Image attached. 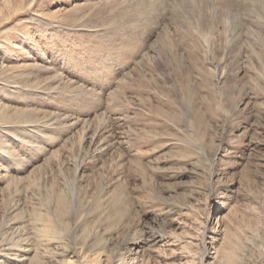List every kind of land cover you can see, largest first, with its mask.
I'll list each match as a JSON object with an SVG mask.
<instances>
[{"label":"rangeland","instance_id":"rangeland-1","mask_svg":"<svg viewBox=\"0 0 264 264\" xmlns=\"http://www.w3.org/2000/svg\"><path fill=\"white\" fill-rule=\"evenodd\" d=\"M7 101L0 264H225L264 218V0H0Z\"/></svg>","mask_w":264,"mask_h":264},{"label":"bare ground","instance_id":"bare-ground-1","mask_svg":"<svg viewBox=\"0 0 264 264\" xmlns=\"http://www.w3.org/2000/svg\"><path fill=\"white\" fill-rule=\"evenodd\" d=\"M8 98L7 95L4 96ZM14 106L10 101L0 103V120L9 119L5 124L22 123L21 116L13 111ZM15 119V120H13ZM0 125H2L0 123ZM235 249L228 250L223 257L225 264H256L257 258L264 255V218H259L254 223L247 224ZM45 253V252H44ZM215 253H219L215 250ZM216 258V256L214 255ZM34 261L40 264V260Z\"/></svg>","mask_w":264,"mask_h":264}]
</instances>
